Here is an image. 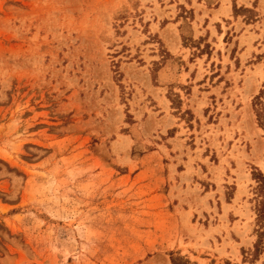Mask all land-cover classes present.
Returning <instances> with one entry per match:
<instances>
[{"label":"rangeland","instance_id":"rangeland-1","mask_svg":"<svg viewBox=\"0 0 264 264\" xmlns=\"http://www.w3.org/2000/svg\"><path fill=\"white\" fill-rule=\"evenodd\" d=\"M199 9L0 0V264H205L228 210L264 264V21Z\"/></svg>","mask_w":264,"mask_h":264},{"label":"crops","instance_id":"crops-1","mask_svg":"<svg viewBox=\"0 0 264 264\" xmlns=\"http://www.w3.org/2000/svg\"><path fill=\"white\" fill-rule=\"evenodd\" d=\"M183 1L188 4V1L191 0ZM253 1L255 2L254 6H252ZM195 3L201 4L204 8V13H202V9L197 11V15L201 16L198 21H210L215 32L217 31L215 24L218 22L264 21V0H195ZM248 6L255 10L252 18L248 20L243 19L244 16L239 14V12H236V14L233 12L234 9L246 8ZM241 29L242 27H239V30ZM253 33L257 34L254 30ZM256 40H258V37H255L252 43ZM256 50H258L257 47ZM254 52L255 51H249V58L252 57ZM257 53H262V55L259 56L261 59L260 63H262L264 59V50L262 52L258 51ZM260 63L255 62L253 65H259ZM244 152L246 153V151ZM237 217L238 215L228 210L220 220L215 219L211 229H209V231L207 230L203 244L209 249H204L203 253L209 254V256L198 255L199 259L203 260L205 264H215V262L223 260L229 261L231 264L236 263V260L241 258V248L248 249L251 247L253 239L252 237L249 238L251 230L250 221L246 223L244 222V216ZM248 217L250 218V215H248ZM211 258H215L216 260H212L211 262ZM195 264H199L198 261ZM239 264H242L241 261Z\"/></svg>","mask_w":264,"mask_h":264},{"label":"trees","instance_id":"trees-1","mask_svg":"<svg viewBox=\"0 0 264 264\" xmlns=\"http://www.w3.org/2000/svg\"><path fill=\"white\" fill-rule=\"evenodd\" d=\"M263 98H264V84L251 99V107L255 116L256 124L264 132V102H262ZM262 208L264 209V204H262ZM169 260H170V264H191L189 263L188 260L184 259L181 256H171Z\"/></svg>","mask_w":264,"mask_h":264}]
</instances>
